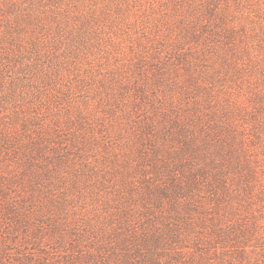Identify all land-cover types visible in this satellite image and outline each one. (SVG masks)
<instances>
[{
  "label": "rangeland",
  "instance_id": "374dc122",
  "mask_svg": "<svg viewBox=\"0 0 264 264\" xmlns=\"http://www.w3.org/2000/svg\"><path fill=\"white\" fill-rule=\"evenodd\" d=\"M0 264H264V0H0Z\"/></svg>",
  "mask_w": 264,
  "mask_h": 264
}]
</instances>
